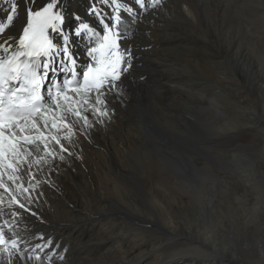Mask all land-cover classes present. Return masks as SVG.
<instances>
[{
    "label": "bare ground",
    "instance_id": "6f19581e",
    "mask_svg": "<svg viewBox=\"0 0 264 264\" xmlns=\"http://www.w3.org/2000/svg\"><path fill=\"white\" fill-rule=\"evenodd\" d=\"M12 2L0 7L11 11ZM15 2L0 43L18 37L27 8L51 0ZM93 6L109 15L115 7L58 0L54 9L79 54L75 28L97 26ZM121 15V50H132L134 67L123 92L107 97L110 118L101 124L90 116L94 128L84 135L68 115L72 138L59 135L71 158L61 162L50 141L55 166L37 172L27 159L20 164L18 183L31 182L32 190L17 196L26 205L31 196L29 211L9 210L15 185L5 176L0 224L7 220L32 247L49 239L58 245L52 261L51 248L37 250L40 262L12 261L264 264V0H163L146 16ZM81 108L89 113L91 105ZM49 129L42 127L46 135Z\"/></svg>",
    "mask_w": 264,
    "mask_h": 264
},
{
    "label": "snow or ice",
    "instance_id": "6c2138e0",
    "mask_svg": "<svg viewBox=\"0 0 264 264\" xmlns=\"http://www.w3.org/2000/svg\"><path fill=\"white\" fill-rule=\"evenodd\" d=\"M102 2L106 4L108 0ZM57 3L58 0L44 2L35 11L27 8L25 23L18 37L9 36L0 43V52L3 53L0 56V189L9 191L5 176L8 182L15 185L11 199L7 202L9 210L17 205L19 209L29 211L28 206L32 203L30 195L25 197L27 205L17 196L18 193L28 194L32 190L31 182L28 187L18 183L21 179L20 164L27 159L37 166V172H42L45 166H55L54 159L49 164L54 153V150L49 151L50 141L59 146L61 162L65 156L71 158V151L62 143V139L70 141L73 135V124L66 122L67 116L75 118L77 131L91 135L94 124L90 116L94 115L101 124L104 123V117L110 118L107 97L110 94L118 97L123 92L121 85L126 79L125 74L134 67L132 50L127 47L121 50L122 41L127 36L126 28H122L125 21L121 13L128 14L134 20L139 15L138 11L134 12L133 7L118 0H111L115 6L111 15L105 13L101 16L95 6L91 8L90 11L98 18L101 29L97 30L89 23H80L75 28L77 37L86 33L93 43L86 52L90 62L82 65L81 74L77 71V61L72 58L67 46L69 36L62 27L65 18L61 12L54 11ZM133 3L139 10L147 11L148 8H158L162 0H133ZM16 13L17 3L13 0L6 18L7 24L0 23V36L12 26ZM74 19L79 21L81 18L75 16ZM49 30L57 35H50ZM61 53L63 59L57 61L55 58H59ZM65 59L68 60V65H64ZM57 62L62 66L60 71L69 73L71 78L64 79L62 86L55 81L46 85L49 73L57 71L53 67ZM46 97L50 99V104L44 102ZM74 99L75 107L72 104ZM82 105H91L90 112H83ZM42 127L49 129L50 134L46 135ZM62 130L66 134L61 139L59 133ZM33 132L37 134H32ZM41 150L43 155H39ZM4 203L3 195L0 194V216L5 212L2 207ZM11 214L16 215L15 211H11ZM6 228L10 230L7 238ZM11 229L7 220L0 224V254L6 255L8 264H12L13 257L21 262L25 258H34L40 262L43 257H33V254L37 250L50 248L53 249V254L47 258L49 261L54 259L58 245L53 240H47L43 246L37 243L30 249L29 241ZM60 259L63 260V257Z\"/></svg>",
    "mask_w": 264,
    "mask_h": 264
},
{
    "label": "rangeland",
    "instance_id": "374dc122",
    "mask_svg": "<svg viewBox=\"0 0 264 264\" xmlns=\"http://www.w3.org/2000/svg\"><path fill=\"white\" fill-rule=\"evenodd\" d=\"M218 126V125H217ZM66 134V133H65ZM247 147V146H246ZM248 149V148H247ZM35 186H37V185H35ZM30 244V243H29ZM28 244V245H29ZM31 245V244H30ZM36 255V253H34L33 254V256H35ZM6 257V255L5 256H3L2 258H0V264H8V262H7V257ZM4 259V260H3ZM6 259V260H5ZM16 263V261H12V264H15Z\"/></svg>",
    "mask_w": 264,
    "mask_h": 264
}]
</instances>
